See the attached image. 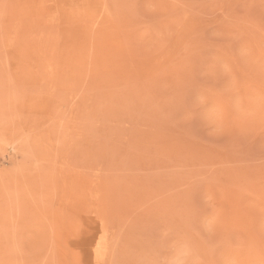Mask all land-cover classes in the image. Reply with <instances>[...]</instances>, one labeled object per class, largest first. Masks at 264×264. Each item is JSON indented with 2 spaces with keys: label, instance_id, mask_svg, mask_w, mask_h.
<instances>
[{
  "label": "rangeland",
  "instance_id": "1",
  "mask_svg": "<svg viewBox=\"0 0 264 264\" xmlns=\"http://www.w3.org/2000/svg\"><path fill=\"white\" fill-rule=\"evenodd\" d=\"M0 264H264V0H0Z\"/></svg>",
  "mask_w": 264,
  "mask_h": 264
}]
</instances>
